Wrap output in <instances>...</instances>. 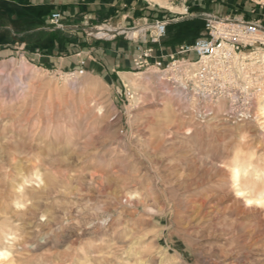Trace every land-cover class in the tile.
<instances>
[{
    "label": "rangeland",
    "instance_id": "374dc122",
    "mask_svg": "<svg viewBox=\"0 0 264 264\" xmlns=\"http://www.w3.org/2000/svg\"><path fill=\"white\" fill-rule=\"evenodd\" d=\"M129 75L139 90L0 58V247L11 253L0 264H263L234 217L195 216L211 163L264 167L257 103L240 120L227 99L188 95L155 68Z\"/></svg>",
    "mask_w": 264,
    "mask_h": 264
},
{
    "label": "crops",
    "instance_id": "0c3cea01",
    "mask_svg": "<svg viewBox=\"0 0 264 264\" xmlns=\"http://www.w3.org/2000/svg\"><path fill=\"white\" fill-rule=\"evenodd\" d=\"M8 7L0 24V58L20 56L47 71H84L109 83H126L138 73L134 59L148 48L151 62L166 60L185 43L205 33V14L257 21L264 26V0H185L179 8L155 0H0ZM11 5L22 13L16 16ZM15 10V9H14ZM60 11V25L51 14ZM4 12V13H3ZM5 16V17H6ZM167 22L166 33L154 39L155 22ZM114 29L111 36L88 32L98 26ZM145 25L137 37L121 29ZM125 74V75H124ZM115 81V82H114Z\"/></svg>",
    "mask_w": 264,
    "mask_h": 264
},
{
    "label": "built area",
    "instance_id": "2783aa9c",
    "mask_svg": "<svg viewBox=\"0 0 264 264\" xmlns=\"http://www.w3.org/2000/svg\"><path fill=\"white\" fill-rule=\"evenodd\" d=\"M62 14L55 11L50 21L60 25ZM205 33L191 43L182 44L166 60L151 62L148 48L134 59L138 71L155 68L181 85L186 94L208 102L222 98L230 103V114L240 115L254 109L264 95V26L256 21L205 14ZM155 40L166 33L167 22L154 24ZM71 75L84 69L69 71ZM246 118V117H245Z\"/></svg>",
    "mask_w": 264,
    "mask_h": 264
},
{
    "label": "bare ground",
    "instance_id": "6f19581e",
    "mask_svg": "<svg viewBox=\"0 0 264 264\" xmlns=\"http://www.w3.org/2000/svg\"><path fill=\"white\" fill-rule=\"evenodd\" d=\"M162 5L167 4V0H155ZM145 25H141L136 28L121 29L120 31H126L131 36L138 35L144 31ZM98 36H111L114 29L110 26L107 27H97L91 30ZM125 75V74H124ZM74 77V76H73ZM130 83L131 88L139 90L140 84L135 79L133 80L131 75L126 77ZM23 83V82H22ZM72 87H76L77 82H71ZM26 84V83H25ZM16 86V85H15ZM21 86V85H20ZM24 85L23 87H26ZM30 89V88H29ZM28 92V91H27ZM170 93V91H167ZM26 94V92H25ZM42 95V94H41ZM49 95V94H48ZM29 96V95H28ZM27 98V97H26ZM39 98V96H38ZM257 102V107L260 109V119L264 123V95L259 97ZM29 99V98H28ZM34 99V98H33ZM50 99V98H49ZM59 99V98H58ZM64 99V98H63ZM66 99V97H65ZM37 101V98H36ZM134 101H138V97ZM35 102V101H34ZM23 104V103H22ZM25 104V103H24ZM32 104V103H31ZM30 104V106H31ZM34 104V103H33ZM39 104V103H38ZM53 105V104H52ZM23 106V105H22ZM34 106V105H32ZM39 106V105H38ZM37 106V107H38ZM36 108V107H35ZM37 109V108H36ZM229 111V110H228ZM231 112H228L229 114ZM249 112L244 114V116L249 117ZM17 115V114H16ZM251 116V115H250ZM258 116V115H257ZM263 127V126H262ZM19 130V129H18ZM14 131H12L13 133ZM186 134L189 132L186 131ZM13 135V134H12ZM152 135V134H151ZM16 136V135H15ZM184 136V135H183ZM14 137V136H13ZM6 138V137H5ZM185 138V136H184ZM238 138V137H237ZM247 138V137H246ZM7 139V138H6ZM80 139V138H78ZM248 141V140H247ZM239 142L244 143V139ZM249 142V141H248ZM260 141H258L259 143ZM241 143V144H242ZM162 144V142H161ZM238 145V144H237ZM252 145V144H251ZM257 145V144H256ZM81 147V146H80ZM236 147V145H235ZM85 148V146H84ZM154 148V147H153ZM156 149V148H154ZM236 149V148H235ZM255 150V149H254ZM262 150V149H260ZM256 151V150H255ZM190 152V151H189ZM264 152V151H263ZM168 153V150H167ZM166 153V154H167ZM193 153V152H192ZM241 153V152H240ZM258 153V152H257ZM260 153V152H259ZM258 153V154H259ZM235 154V153H234ZM262 154V153H261ZM237 156V155H236ZM253 156V155H250ZM249 156V157H250ZM240 157V156H239ZM246 158V157H245ZM260 158V157H259ZM202 159V158H201ZM261 159V158H260ZM194 160V159H193ZM196 161V160H195ZM199 161V160H198ZM202 161V160H201ZM204 161V160H203ZM255 161V159H254ZM263 161V160H262ZM188 162V161H187ZM206 162V161H205ZM260 162V161H259ZM258 162V163H259ZM208 163V162H207ZM261 163V162H260ZM203 164V163H202ZM257 164V163H256ZM252 159L241 160L234 158L232 165L230 167L224 168L218 163H211L210 167L206 169V177H202L201 184L196 186L200 189H205L209 192L207 197L201 199L199 209L196 212V217L199 223L211 222L217 219L216 216L228 214L234 217V223L236 225V230L243 232V236L248 241H253L257 246V253H261L264 257V167L259 168ZM264 164V162H263ZM262 164V165H263ZM16 166V165H14ZM207 166V165H206ZM189 167V166H187ZM18 169V168H17ZM196 169V167H195ZM19 170V169H18ZM180 171V170H179ZM192 171V170H191ZM190 171V172H191ZM199 170H197L198 172ZM19 172V171H18ZM201 172V171H200ZM187 173V172H186ZM195 174V172H194ZM204 174V175H205ZM171 175V174H170ZM180 176V175H179ZM182 176V175H181ZM180 176V177H181ZM189 176V174H188ZM192 176V175H191ZM197 176V175H196ZM186 177V176H185ZM190 177V176H189ZM201 177V176H200ZM56 179V177L54 178ZM180 179V178H179ZM183 179V178H182ZM195 179V178H194ZM192 179V180H194ZM58 180V179H56ZM55 180V181H56ZM93 180V179H92ZM50 181V180H49ZM53 181L54 183H56ZM185 181V179H184ZM48 182V180H47ZM180 182V181H179ZM182 182V181H181ZM190 182V181H189ZM196 182V181H195ZM177 183V182H176ZM183 183V182H182ZM192 183V182H191ZM46 184V183H45ZM48 184V183H47ZM194 184V182H193ZM50 185V184H49ZM186 185V183L184 184ZM195 185V184H194ZM182 186V185H181ZM53 187V186H52ZM51 187V189H52ZM180 187V186H179ZM185 187V186H184ZM186 188V187H185ZM188 188V187H187ZM182 189V188H181ZM50 190V189H49ZM123 190V189H122ZM190 191V190H189ZM199 191V190H198ZM97 192V191H96ZM196 192V191H195ZM194 192V193H195ZM111 193V192H110ZM182 194V193H181ZM202 194V193H201ZM126 195V194H125ZM184 195V193H183ZM129 196V195H128ZM182 196V195H181ZM206 196V195H203ZM126 198V197H125ZM129 198V197H128ZM187 198V197H186ZM191 199V198H190ZM133 200V199H132ZM143 200V199H141ZM182 200V199H181ZM188 200V199H187ZM193 199H191L192 201ZM195 200V199H194ZM136 201V200H134ZM180 201V200H179ZM190 201V203H191ZM133 202V201H132ZM187 202V201H186ZM183 203V202H182ZM193 203V202H192ZM186 204V203H185ZM196 204V203H195ZM188 206V205H187ZM220 207V208H218ZM189 208L191 210L195 209V206L190 204ZM206 208V209H205ZM209 209V210H208ZM186 211V210H185ZM194 212V211H193ZM187 221V220H186ZM215 221V220H214ZM227 221V220H226ZM248 221H252L250 226L247 225ZM213 222V221H212ZM211 222V223H212ZM229 222V221H227ZM226 222V223H227ZM188 223V222H187ZM191 223V222H190ZM216 223V222H215ZM224 224V223H223ZM250 224V223H249ZM211 226V225H210ZM234 226V225H233ZM204 229V228H203ZM234 230V229H233ZM223 231V230H222ZM226 231V230H225ZM230 231V230H229ZM213 232V231H212ZM209 233V232H208ZM214 233V232H213ZM10 234V233H9ZM216 234V233H215ZM214 234V235H215ZM229 234V232H228ZM213 235V236H214ZM218 235V234H217ZM225 235V234H224ZM227 235V234H226ZM233 235V234H231ZM241 235V234H240ZM209 236H212L209 234ZM208 236V237H209ZM216 236V235H215ZM221 236V235H220ZM223 236V234H222ZM228 236V235H227ZM226 236V237H227ZM230 236V235H229ZM234 237V236H233ZM221 238V237H220ZM235 238V237H234ZM240 238V237H239ZM242 240V239H241ZM246 242V241H245ZM252 242V244H253ZM238 243V242H237ZM250 243V242H249ZM229 245V244H228ZM246 245V244H245ZM251 245V244H249ZM237 246V245H236ZM254 249V248H253ZM223 250V249H222ZM227 250V249H226ZM229 251V250H228ZM227 251V252H228ZM234 251H236L234 249ZM238 251V250H237ZM231 252V251H230ZM10 251L6 247H0V259H6L10 256ZM239 254V253H238ZM234 255V254H233ZM258 256V255H257ZM230 258V257H229ZM228 258V259H229ZM12 259V258H10ZM262 259V258H261ZM261 261V260H260ZM264 264V259L262 260ZM9 262V261H8ZM261 264V262H260Z\"/></svg>",
    "mask_w": 264,
    "mask_h": 264
}]
</instances>
